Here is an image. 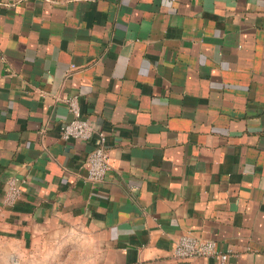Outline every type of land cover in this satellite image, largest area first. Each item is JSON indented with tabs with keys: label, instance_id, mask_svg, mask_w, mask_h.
Here are the masks:
<instances>
[{
	"label": "crops",
	"instance_id": "crops-1",
	"mask_svg": "<svg viewBox=\"0 0 264 264\" xmlns=\"http://www.w3.org/2000/svg\"><path fill=\"white\" fill-rule=\"evenodd\" d=\"M187 232L264 264V0H0V264H176Z\"/></svg>",
	"mask_w": 264,
	"mask_h": 264
},
{
	"label": "built area",
	"instance_id": "built-area-1",
	"mask_svg": "<svg viewBox=\"0 0 264 264\" xmlns=\"http://www.w3.org/2000/svg\"><path fill=\"white\" fill-rule=\"evenodd\" d=\"M65 100L72 113V119L62 126V138L65 140H92L96 132L90 120L82 116L78 96H71ZM105 142V135L99 133L96 146L90 152L87 160L86 179L88 181L102 182L111 169ZM21 194L22 188L18 178L12 177L8 180L3 203L5 205H14L20 199ZM173 256L177 261L176 264H189L192 258L197 257L217 258L220 264H224L229 254L219 251L214 240L201 239L191 232H187L182 234L176 241Z\"/></svg>",
	"mask_w": 264,
	"mask_h": 264
},
{
	"label": "rangeland",
	"instance_id": "rangeland-1",
	"mask_svg": "<svg viewBox=\"0 0 264 264\" xmlns=\"http://www.w3.org/2000/svg\"><path fill=\"white\" fill-rule=\"evenodd\" d=\"M18 262H19V260H18ZM16 263V264H20V262L19 263ZM10 264H15V261L14 260H11V263Z\"/></svg>",
	"mask_w": 264,
	"mask_h": 264
}]
</instances>
